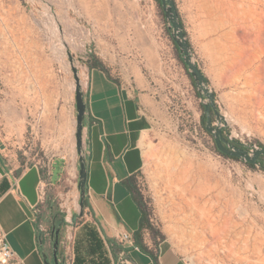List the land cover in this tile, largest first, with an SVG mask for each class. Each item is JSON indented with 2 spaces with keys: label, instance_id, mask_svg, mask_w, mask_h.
Instances as JSON below:
<instances>
[{
  "label": "rangeland",
  "instance_id": "obj_1",
  "mask_svg": "<svg viewBox=\"0 0 264 264\" xmlns=\"http://www.w3.org/2000/svg\"><path fill=\"white\" fill-rule=\"evenodd\" d=\"M174 2L193 60L224 118L223 136L237 145L264 147V98L259 95L264 0ZM161 11L155 0H0V145H11L25 167L46 169L51 158L65 156L68 145L75 144L71 86L78 73L86 83L92 59L117 77L141 80L150 96L151 128L141 144L144 166L133 187L151 225L149 238L167 240L188 264V259L194 264H264V168L216 151L206 121L201 122L207 98L196 95ZM81 90L85 96L86 85ZM211 121L217 125L213 114ZM82 150L84 155V130ZM78 157L74 187L64 164L55 192H46L55 195L53 202L42 213L52 228V243L58 241L62 264L67 257L65 205L73 221L80 211ZM170 157L175 170L164 160ZM183 164L212 169L221 194L206 196L212 200L208 205L190 208L192 198L182 197L175 177ZM167 168L173 170L169 182ZM60 173L55 163L54 181Z\"/></svg>",
  "mask_w": 264,
  "mask_h": 264
},
{
  "label": "crops",
  "instance_id": "obj_2",
  "mask_svg": "<svg viewBox=\"0 0 264 264\" xmlns=\"http://www.w3.org/2000/svg\"><path fill=\"white\" fill-rule=\"evenodd\" d=\"M88 74L84 96L88 206L81 215L74 216V221L80 222H76L74 264H116L119 247L113 255L109 240L115 241L123 230L136 234L142 216L127 183L144 166L141 144L151 128L150 96L144 91L141 80L123 74L117 77L114 70L105 65L104 70L95 68ZM10 146L0 145V224L14 253L23 258L25 264L52 263L53 243L49 236L52 228L46 226L42 213L55 195L48 197L46 192H55L64 164L67 181L74 187L75 144L68 145L65 156L51 158L46 169L35 164L25 167ZM55 163L61 166L56 181L53 180ZM72 195L75 200L77 194ZM35 206L40 210L36 216ZM91 234H96L97 239ZM137 242L142 250L129 251L134 264H188L167 240L157 243L151 240L147 242L149 246L140 238ZM97 245L99 248L95 250Z\"/></svg>",
  "mask_w": 264,
  "mask_h": 264
},
{
  "label": "water",
  "instance_id": "obj_3",
  "mask_svg": "<svg viewBox=\"0 0 264 264\" xmlns=\"http://www.w3.org/2000/svg\"><path fill=\"white\" fill-rule=\"evenodd\" d=\"M160 7L163 11L165 19L168 21L170 30V36L177 47L178 53L181 55V60L187 71L193 80L194 86L199 94L207 98V102L203 104L204 111L206 113L205 130L213 137L214 144L218 152L221 154L237 158L246 163H256L260 157H264V147H255L245 144H234L232 140L226 135L223 136L221 125L224 122L223 116L218 112L214 103V93L210 90L206 77L200 70L198 65L194 62L190 44L186 38V34L183 30V25L179 20L178 11L174 0H159ZM76 75V70L74 69ZM76 77V81H77ZM75 146L76 153L78 154V177H77V189L79 191V215L82 214L84 202L86 199V183H87V170L86 161L83 155L82 143H83V130H84V118L86 115V102L84 95L79 86H76L75 93ZM211 114L216 118L217 125H213L211 121ZM250 148L247 151L245 148ZM58 235V231L55 232ZM57 243L53 242V261L47 264H59L57 259Z\"/></svg>",
  "mask_w": 264,
  "mask_h": 264
},
{
  "label": "built area",
  "instance_id": "obj_4",
  "mask_svg": "<svg viewBox=\"0 0 264 264\" xmlns=\"http://www.w3.org/2000/svg\"><path fill=\"white\" fill-rule=\"evenodd\" d=\"M85 76L84 78L86 80V83L84 84H86V90H87L88 82H89V74ZM44 188H45V185H44ZM39 212H40L39 208L35 206L33 208L34 215L35 216L38 215ZM63 212L65 213L64 223L66 227L64 246H65V253L67 256L64 263L73 264L74 262L73 243H74V233H75L76 227H75L74 221L72 220L71 208L65 205V209ZM40 228H42V226H40ZM42 230L46 231L44 229ZM139 238L141 239V242L143 244L149 246L147 242H150L151 238H149V232L147 228H144L139 232ZM115 242L117 246L119 247L118 252L116 253L115 263L116 264H134L129 257V251L140 252L142 250V246L136 240V234L133 232L127 231V230H123L119 232L118 236L115 237ZM155 252L159 254L158 249H155ZM0 264H25L24 259L17 256L14 253L13 249L11 248L8 242L7 233L2 228L1 224H0Z\"/></svg>",
  "mask_w": 264,
  "mask_h": 264
},
{
  "label": "bare ground",
  "instance_id": "obj_5",
  "mask_svg": "<svg viewBox=\"0 0 264 264\" xmlns=\"http://www.w3.org/2000/svg\"><path fill=\"white\" fill-rule=\"evenodd\" d=\"M82 48L83 47H80V53L83 51ZM79 58H80V56H79ZM81 59L84 61L83 58H81ZM77 63H78V61H77ZM77 63L75 62L73 66L76 67ZM79 66L82 67L83 71L85 70V63H81V64H79ZM78 68H80V67H78ZM77 77H78V80H77L76 84H73V86H71L73 92L75 91L76 86H79L81 89L84 85H86V84H84L83 80L81 79L82 76L80 75V73L77 74ZM259 95H260L261 99L264 98L263 97L264 96V86H262L260 88ZM41 113H42V111H41ZM75 150H76V148H75ZM164 160L168 161L166 163H170V165H172L173 170L178 168L177 164L175 163V161H173L172 157L165 158ZM173 170L169 169V168L166 169L167 173L170 172L168 174L167 181L172 176ZM175 177H177V180L182 184V188H181L182 197L183 198L184 197L185 198L186 197L192 198L191 202H190L192 207H190V208H196V207H200L203 205H208L210 202H212L211 197L215 193L221 194L219 192V180H217L212 169L203 167L200 164H197L196 166H194V170L187 169L186 164H183L182 169L179 170L178 174L175 175ZM41 191H43V186H41ZM206 196H211V197H209L208 199H205ZM191 223L194 224L193 221H191ZM188 262H189V264H194L189 259H188Z\"/></svg>",
  "mask_w": 264,
  "mask_h": 264
},
{
  "label": "trees",
  "instance_id": "obj_6",
  "mask_svg": "<svg viewBox=\"0 0 264 264\" xmlns=\"http://www.w3.org/2000/svg\"><path fill=\"white\" fill-rule=\"evenodd\" d=\"M155 2L157 3V5H158L159 8H160V2H159V0H155ZM161 13H162V17H163V19L165 20V17H164L163 11H161ZM168 34H169V36H170V32H169ZM170 38H171V36H170ZM171 40H172V38H171ZM172 42H173V40H172ZM173 44H174V46H175V48H176V51H177V47H176V45H175L174 42H173ZM178 58H179L180 62L182 63V60H181V56H180V55H178ZM182 64H183V63H182ZM183 66H184V65H183ZM95 68H100L101 70H104V66H103V65H101V64H99V63L93 61V59H92V62H91V61L89 62V70H91V69H95ZM184 68H185V70H186V72H187L188 77H189L190 80H191V84H192L193 87L195 88L194 83H193V80L191 79V77H190V75H189V73H188V71H187L186 66H184ZM205 79H206V78H205ZM206 82H208L207 79H206ZM196 95H197L198 97L202 98V96H201L197 91H196ZM202 109H203V117H202V119H201V122H202V123H205V121H206V113H205V111H204V107H203V105H202ZM236 143L239 144V142H236ZM216 151L218 152L217 149H216ZM218 153H219L220 155H222V156H225V155L221 154L220 152H218ZM225 157L230 158V159H234V160H238L237 158H233V157H228V156H225ZM262 158H263V157H260V158L257 160L256 163H252V164L247 163V165L250 166V167H255L256 165H259L261 168H264V161L262 160ZM127 186H128V189L134 194V198H135L136 204H137V206L139 207V209H140V211H141V213H142V216H141V219H140L139 229H138V231H137V233H136V239L138 240V239H139V232H140L142 229H144V228H149V229H151V225L149 224V220H148V218H147V215H146L145 212L143 211V208H142V204H141V202H140V199H139V198L137 197V195L135 194L134 187H133V178H129V179H128ZM87 206H88V204H87V201H86V199H85L83 210H84V208H86ZM82 212H83V211H82ZM60 216H61L60 221L63 222L62 214H61ZM54 220H57V218L55 217ZM58 226H59V224H58ZM96 236H97L96 234H91V237L94 238L95 240L97 239ZM109 242H110L111 247H112L113 255H115V253H116V252H115V248H117V244H116V242H115L114 240H109ZM98 248H99V246L97 245L95 250H98Z\"/></svg>",
  "mask_w": 264,
  "mask_h": 264
},
{
  "label": "flooded vegetation",
  "instance_id": "obj_7",
  "mask_svg": "<svg viewBox=\"0 0 264 264\" xmlns=\"http://www.w3.org/2000/svg\"><path fill=\"white\" fill-rule=\"evenodd\" d=\"M56 255H57V259H58L59 264H62V262L60 260V251L58 249H57Z\"/></svg>",
  "mask_w": 264,
  "mask_h": 264
}]
</instances>
